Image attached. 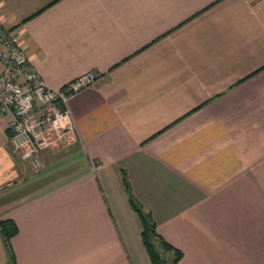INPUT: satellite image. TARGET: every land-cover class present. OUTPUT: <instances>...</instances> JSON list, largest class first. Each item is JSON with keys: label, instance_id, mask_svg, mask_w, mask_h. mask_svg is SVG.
I'll use <instances>...</instances> for the list:
<instances>
[{"label": "crops", "instance_id": "crops-1", "mask_svg": "<svg viewBox=\"0 0 264 264\" xmlns=\"http://www.w3.org/2000/svg\"><path fill=\"white\" fill-rule=\"evenodd\" d=\"M0 25L45 85L98 74L36 173L0 113L14 264H151L123 175L176 264H264V0H0Z\"/></svg>", "mask_w": 264, "mask_h": 264}, {"label": "built area", "instance_id": "built-area-1", "mask_svg": "<svg viewBox=\"0 0 264 264\" xmlns=\"http://www.w3.org/2000/svg\"><path fill=\"white\" fill-rule=\"evenodd\" d=\"M92 69L61 88L45 85L22 46L0 25V113L6 115L11 152L36 173L38 152L73 129L67 98L96 81Z\"/></svg>", "mask_w": 264, "mask_h": 264}, {"label": "trees", "instance_id": "trees-1", "mask_svg": "<svg viewBox=\"0 0 264 264\" xmlns=\"http://www.w3.org/2000/svg\"><path fill=\"white\" fill-rule=\"evenodd\" d=\"M122 182L125 190L127 191L128 201L131 204L130 206L139 216L140 220V239L142 240V244L145 248V251L148 253L149 260L151 264H164L167 262L166 253H170V264H176L178 259L181 256V251L177 248L171 246L166 240L162 239V237L157 234L155 231L156 227L154 221L152 220L150 213L146 210L144 211L140 203H138L134 196H132L129 186L126 182V178L124 175L122 176ZM17 228L13 222V220L9 219H0V239L2 245L7 254V260L9 264H14V256L11 250V246L9 245V239L11 236L16 234Z\"/></svg>", "mask_w": 264, "mask_h": 264}, {"label": "rangeland", "instance_id": "rangeland-1", "mask_svg": "<svg viewBox=\"0 0 264 264\" xmlns=\"http://www.w3.org/2000/svg\"><path fill=\"white\" fill-rule=\"evenodd\" d=\"M166 258H167L168 260H167V262L164 263V264H170V263H169L170 256H169V255H166Z\"/></svg>", "mask_w": 264, "mask_h": 264}]
</instances>
